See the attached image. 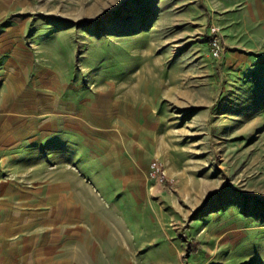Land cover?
<instances>
[{
  "label": "rangeland",
  "instance_id": "obj_1",
  "mask_svg": "<svg viewBox=\"0 0 264 264\" xmlns=\"http://www.w3.org/2000/svg\"><path fill=\"white\" fill-rule=\"evenodd\" d=\"M13 1L0 264H264V0Z\"/></svg>",
  "mask_w": 264,
  "mask_h": 264
},
{
  "label": "crops",
  "instance_id": "obj_2",
  "mask_svg": "<svg viewBox=\"0 0 264 264\" xmlns=\"http://www.w3.org/2000/svg\"><path fill=\"white\" fill-rule=\"evenodd\" d=\"M15 2L0 0V88L2 85L8 86L16 76L23 77V84L27 81L25 78L32 74L30 64H26L25 55L24 39L28 31L27 23L24 19L20 21L13 18L18 11H26V5L21 3L18 8ZM75 242L77 244V241ZM75 242L73 251L78 252L79 248ZM44 252H47V249H43L42 253Z\"/></svg>",
  "mask_w": 264,
  "mask_h": 264
},
{
  "label": "built area",
  "instance_id": "obj_3",
  "mask_svg": "<svg viewBox=\"0 0 264 264\" xmlns=\"http://www.w3.org/2000/svg\"><path fill=\"white\" fill-rule=\"evenodd\" d=\"M211 42H210V46H211V52L214 58H219L221 55V46H220V39L217 36V29L212 28L211 34ZM151 175L152 176H158L159 172H160V168L157 165V163H153L151 165Z\"/></svg>",
  "mask_w": 264,
  "mask_h": 264
}]
</instances>
